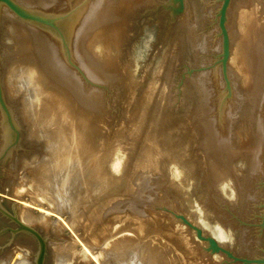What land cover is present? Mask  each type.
Listing matches in <instances>:
<instances>
[{
    "label": "rangeland",
    "instance_id": "374dc122",
    "mask_svg": "<svg viewBox=\"0 0 264 264\" xmlns=\"http://www.w3.org/2000/svg\"><path fill=\"white\" fill-rule=\"evenodd\" d=\"M15 1L47 18H65L66 25L59 32L20 19L6 7L0 10L2 84L20 134L17 142L0 107V249L13 247L34 264L39 243L22 223L46 240V264H57L58 257H65L58 251L72 247L77 233L106 246L109 231L125 229L139 237L141 264H233L208 252L206 243L178 219L183 215L237 256L264 254V81L260 67L254 68L256 73L249 70V54L256 57V53L247 45L240 49V36L247 29L242 28L247 22L240 18L245 17L243 10L253 8L264 27V0H232L227 25L230 96L219 64L221 0H185L183 13L174 21L165 11L170 0ZM74 16L80 18L77 25L85 22L71 36ZM263 35L253 46L263 48ZM239 53L248 54V69ZM15 64H29L34 73L19 74L21 84L13 90L9 72ZM31 100L42 102L45 108L41 105L40 110L46 116L51 115L48 112L58 116L60 129L81 138L72 151L77 157L69 154L81 165L75 166L78 179L82 178L77 187L85 185L73 195L74 212H64L65 222L74 224L72 237L65 233L66 226L26 217L27 201L39 194L32 180L35 163L45 161L52 168L54 163L49 162L56 159L46 136L38 135L39 127L34 130L22 112ZM16 190L21 200L15 199ZM74 238L81 241L80 236ZM101 245L93 248L97 251ZM22 247L24 251L16 250ZM79 256V264L95 260ZM71 263L77 262L72 258Z\"/></svg>",
    "mask_w": 264,
    "mask_h": 264
},
{
    "label": "bare ground",
    "instance_id": "6f19581e",
    "mask_svg": "<svg viewBox=\"0 0 264 264\" xmlns=\"http://www.w3.org/2000/svg\"><path fill=\"white\" fill-rule=\"evenodd\" d=\"M58 1V0H57ZM65 1V0H64ZM69 1V0H68ZM54 2V1H53ZM61 2V0H60ZM59 2V3H60ZM70 2V1H69ZM254 2V1H253ZM52 3V2H51ZM241 4V2H239ZM249 2H247L245 5H247ZM252 3V2H251ZM255 3V2H254ZM264 2H262L261 4H263ZM48 4V2H47ZM58 4V3H57ZM244 4V3H242ZM241 4V6H242ZM250 4V3H249ZM59 5V4H58ZM264 5V4H263ZM61 6V5H60ZM249 5H247V9L249 8L248 7ZM251 6V4H250ZM47 7V5H46ZM58 7V6H57ZM92 7V6H91ZM239 7V5H238ZM245 6L243 7H240V8H244ZM254 7V6H253ZM264 7V6H263ZM49 8V7H47ZM52 8V7H51ZM93 8V7H92ZM239 8V9H240ZM246 8V7H245ZM244 8V9H245ZM259 8V7H258ZM44 9V8H43ZM250 9V8H249ZM253 9V8H251ZM248 10L246 12H244L243 10V13H246L245 14V17L244 15L242 14L240 17L241 19H245L246 18V23L244 25V27L242 28H247L244 30V34L245 36L241 34L240 37H242L241 41H240V44L241 46H243V48H240L242 49L241 51L245 50L244 48H246V45L249 49V51L251 53H256L255 56L256 57H253L252 55L249 54V67H250V73H252V69L254 71V73H256V67H260V73L263 74V78L261 79L262 83L264 81V51L260 50L262 48V46H259L261 45L260 42H259V47H255L258 43V41H256L257 43H255V40L256 38L257 39H262V35L264 34V27L260 24L261 20L258 21L257 20V16L254 15L255 12L254 10ZM241 10V9H240ZM239 10V11H240ZM91 11L92 13V10L90 9L89 12ZM238 9H237V12H239ZM88 12V13H89ZM2 13V12H1ZM241 12H239V14H241ZM264 13V12H263ZM10 13L8 12V15ZM77 14V13H76ZM7 15V14H6ZM5 15V16H6ZM7 15V16H8ZM254 15V16H253ZM264 15V14H263ZM89 16V15H86V17ZM238 16V15H237ZM260 16V15H259ZM10 17V16H8ZM75 18L71 21V23L69 24L70 27H69V31L68 32H71V36L74 34L76 36L77 34V31L78 29L81 27L82 25V21L83 23L85 22L84 20L80 21L79 25L78 22H79V17L77 16H74ZM239 17V16H238ZM237 17V18H238ZM244 17V18H243ZM264 17V16H263ZM11 18V17H10ZM85 18V17H83ZM239 18V20L237 21H241ZM261 18V17H260ZM4 19V18H3ZM89 19V18H88ZM12 20V19H11ZM85 20H87L85 18ZM13 21V20H12ZM87 21H90L87 20ZM244 21V20H242ZM264 21V20H262ZM70 22V21H69ZM88 23V22H87ZM239 23V22H238ZM242 23V22H241ZM240 23V24H241ZM243 24V23H242ZM66 25V24H65ZM84 25V24H83ZM82 25V27H83ZM239 25V24H238ZM264 25V24H263ZM241 26V25H239ZM12 27V26H11ZM67 27V26H66ZM81 27V29H83ZM238 27V26H237ZM5 28V27H4ZM9 28V27H8ZM241 28V27H240ZM80 29V30H81ZM17 30V29H15ZM243 30V29H242ZM261 30V31H260ZM74 31V32H73ZM241 31V30H240ZM22 32H24L22 30ZM107 32V31H106ZM242 32V31H241ZM260 32V33H259ZM263 34H262V33ZM79 33V31H78ZM82 33V31H81ZM240 34V33H238ZM5 35V34H3ZM69 35V34H68ZM13 36V35H12ZM42 36V35H41ZM104 36V35H103ZM239 36V35H238ZM264 36V35H263ZM37 37V36H36ZM78 37V36H77ZM237 37V35H236ZM245 37V39H244ZM45 38H48V37H45ZM44 38V40H45ZM43 39V38H42ZM49 39V38H48ZM77 39V38H76ZM240 39V38H238ZM264 39V38H263ZM237 40V39H236ZM250 40V41H249ZM48 41V40H47ZM239 41V40H238ZM264 40H262L261 42H263ZM246 42V43H245ZM255 43L256 45L253 46V43ZM236 43V42H235ZM238 43V42H237ZM236 43V44H237ZM41 44V43H40ZM52 44V43H51ZM249 44V45H248ZM77 45V44H76ZM236 46V45H234ZM44 47V46H43ZM56 47V46H55ZM21 49V48H20ZM24 49V48H23ZM56 49V48H54ZM237 49V48H235ZM234 49V50H235ZM264 49V44H263V48ZM247 50V49H246ZM260 51V52H259ZM54 52V51H53ZM263 53L260 57V59L258 60V55L259 53ZM49 53V52H48ZM238 53V52H237ZM245 53V52H244ZM242 55V53H239V55H242V58L241 60L244 62V65L246 64V62L248 61V54H244ZM253 53V54H254ZM53 55V53H51ZM233 54V53H232ZM51 55V56H52ZM235 55V54H234ZM233 55V56H234ZM238 55V56H239ZM45 58V56H44ZM53 58V57H51ZM50 58V59H51ZM13 59V58H12ZM49 59V60H50ZM55 59H53L54 61ZM19 62V61H18ZM52 62V60H51ZM56 62V61H54ZM53 62V63H54ZM15 63V62H14ZM20 63H24V62H20ZM234 63H236L237 65V57L234 56ZM17 65H19L18 63H16ZM16 64L13 66L12 70L9 72L10 74V83H11V87L13 88V90L15 88L18 87V85H20V78L17 77V76H27V77H31L32 76V73H34L32 69H30V66L29 64H24V66L22 65L21 67L17 66L16 67ZM32 64V63H31ZM49 64V63H48ZM233 65V63H232ZM248 66V64H246ZM245 65V66H246ZM234 66V65H233ZM233 66L232 69H233ZM241 66H243L240 62V58H239V68L241 70ZM244 66V67H245ZM246 66V67H247ZM16 67V68H14ZM58 67V66H57ZM18 69V70H17ZM46 69V68H45ZM236 69V68H235ZM248 69V67L246 68ZM14 70V71H13ZM32 70V71H31ZM51 70V69H50ZM259 70V69H258ZM47 71V70H46ZM44 70V72H46ZM244 71H245V68H244ZM5 72V71H4ZM49 72V71H48ZM6 73V72H5ZM52 73V72H50ZM240 73V72H239ZM20 74V75H19ZM54 74V73H52ZM51 74V75H52ZM242 74V72L240 73ZM246 74V73H245ZM261 74H259L258 76H260ZM50 75V74H49ZM243 75V74H242ZM241 75V76H242ZM247 75V74H246ZM250 75V74H249ZM244 76V75H243ZM253 78H254V75H251ZM8 77V76H7ZM6 77V79H7ZM59 77V75H58ZM240 77V76H239ZM257 77V76H256ZM262 77V75H261ZM34 78V77H33ZM57 78V77H56ZM247 78V77H246ZM240 79V78H239ZM244 79V78H243ZM251 79V78H249ZM67 80V79H66ZM38 81V79H37ZM57 81V80H56ZM255 81V80H254ZM259 81V79H258ZM36 82V81H35ZM39 82V81H38ZM58 82V81H57ZM253 82V81H251ZM256 82V81H255ZM260 82V83H261ZM43 83V82H42ZM68 83V82H67ZM70 83V82H69ZM261 83V84H262ZM16 84H17V87H16ZM35 84V83H34ZM37 84V83H36ZM243 84V83H242ZM260 84V85H261ZM44 85V84H43ZM245 85V84H244ZM253 85V83H252ZM257 85V84H256ZM264 85V83H263ZM22 86V85H21ZM25 86V85H24ZM23 86V87H24ZM254 86V85H253ZM248 87V86H247ZM250 87V86H249ZM260 87V86H259ZM246 88V87H245ZM262 88V87H261ZM48 89V88H47ZM264 89V88H263ZM43 90V89H42ZM247 90V89H246ZM252 90V89H251ZM16 91V90H15ZM251 92H254V91H251ZM17 93H19L17 91ZM21 93V92H20ZM246 93V92H245ZM250 93V92H249ZM51 94V93H50ZM61 94V93H60ZM252 94V93H251ZM33 95V94H32ZM56 95V93L54 94ZM22 97V96H21ZM58 98V97H57ZM250 98V97H249ZM237 99V98H236ZM58 101L60 102V100L58 99ZM254 101V100H253ZM252 102V101H251ZM21 103V102H20ZM79 104V103H78ZM238 104V103H236ZM42 102H40L39 100H31L30 102L27 101V103L24 104V108L22 109V112L26 118V121L29 122L32 126V128L35 130L36 127H39V128H42V129H39L37 130V134L40 135V136H46L45 138V142L46 144H48V147H49V151L52 152V155L55 159V161H50L49 164L51 165L52 163H54V167L52 166L51 170H49L50 168L49 167H46L45 166V161L43 162H36L35 163V166L34 168L36 167V169H33L35 170L34 171V178L32 179L35 184V186L37 188H39L37 190V192L39 193L37 197L35 196H30V199L29 201H27L28 203H30L31 205H34L36 206L34 209L30 206V204H28V208H26L25 210L27 214V219L28 220H32V221H36V222H44V223H53V224H56L58 226H66L67 227V230L65 229V233L68 232L69 235H74L75 233V230L73 229L72 225L74 226V224H70L71 222H65L68 218L65 216L64 212L65 210H70L74 212V209H75V205H76V202H75V198L73 199V195L75 194V192H79L81 189H82V186L84 187L85 185L82 183L81 184V187H77L78 186V183L81 182V177H79L78 179V174L76 173L77 169L75 170V166L76 165H80L75 163V161H72V158L70 157L69 154H72V151H73V147H75L76 145L75 144H78L76 143L77 142V139H79L81 141V138L78 136H75V135H72V134H69V131L65 132V130H62L60 129L58 126H57V122H60L59 119H58V116L56 117L55 114L52 112H48V113H51V115L49 116H46L44 113L45 112H42L40 109H42V107H44L42 105ZM45 108V107H44ZM88 108V107H87ZM45 110V109H44ZM47 110V109H46ZM68 110V109H66ZM75 110V109H73ZM48 111V110H47ZM92 111V110H91ZM47 113V112H46ZM77 115V114H76ZM37 117V118H36ZM69 118V117H68ZM71 118V117H70ZM58 119V121H57ZM66 119V118H65ZM72 120V119H71ZM70 121V119H69ZM75 122V121H74ZM71 123V122H70ZM48 126H53V128L55 127V131L54 132H50L48 131ZM65 127V126H64ZM52 128V127H51ZM50 129V128H49ZM74 129H77V128H74ZM79 129V128H78ZM33 130V131H34ZM88 131V130H87ZM65 133V137L63 138L64 134ZM68 133V134H66ZM73 133V132H72ZM75 133V132H74ZM76 134V133H75ZM79 134V133H78ZM81 134L82 131H81ZM87 134V133H86ZM85 135V134H83ZM43 139V138H42ZM41 139V140H42ZM37 140V139H36ZM68 140H70V144L68 143ZM37 142V141H36ZM84 142V141H83ZM227 145V144H226ZM76 148V147H75ZM221 149V148H220ZM223 150V149H222ZM221 150V151H222ZM225 150V149H224ZM227 151V150H225ZM224 151V152H225ZM228 152V151H227ZM72 155H75V154H72ZM71 155V156H72ZM78 155V154H77ZM77 155H75L77 157ZM80 155V154H79ZM101 155V154H100ZM82 156V155H81ZM38 157V156H37ZM51 157V155H50ZM85 158V157H84ZM52 159V157H51ZM75 160V158H74ZM84 161V160H83ZM88 161V159H87ZM86 161V162H87ZM56 162V163H55ZM91 162V160H90ZM101 162V161H100ZM34 163V162H33ZM44 163V164H43ZM43 164V165H42ZM86 164V163H85ZM102 164V163H101ZM77 166V167H78ZM81 166V165H80ZM85 167V165H83ZM59 167L58 170H56V168ZM76 167V168H77ZM79 168V167H78ZM56 170V171H55ZM84 170H88L87 168L84 169ZM81 171V167L79 169V172ZM93 172V170H91ZM56 172V173H55ZM88 174H89V170L87 171ZM86 172V173H87ZM85 173V174H86ZM83 172L81 174V176H83ZM91 174V173H90ZM93 176L90 175V178H92ZM86 178H84L85 180ZM91 182V181H89ZM89 184V183H88ZM18 187V186H17ZM23 187V186H22ZM53 188V189H52ZM24 189V188H23ZM26 189V188H25ZM24 189V190H25ZM86 189V188H85ZM18 190V189H17ZM16 190V191H17ZM15 191V190H14ZM21 193V191H20ZM229 193V192H228ZM78 195V194H77ZM89 195V194H88ZM14 196V195H12ZM111 196V194L109 195V197ZM15 199L17 198H20V200L22 199V197L20 196L19 194V191H17V193L15 194ZM13 197V198H14ZM26 196H24L25 198ZM29 197V196H28ZM108 197V198H109ZM90 198V197H89ZM87 200V199H86ZM23 201V200H22ZM86 202V201H85ZM53 204V205H52ZM25 205V203L23 204ZM26 206V205H25ZM104 206V205H103ZM22 207V206H20ZM25 208V207H24ZM77 211V210H76ZM24 213V214H26ZM51 214V215H50ZM52 214H56V216H52ZM69 214V213H68ZM101 216V215H100ZM60 217H64L63 218H60ZM74 217V216H73ZM88 217V216H87ZM95 217V216H94ZM77 218V217H76ZM75 218V219H76ZM84 218V217H82ZM100 218V217H99ZM61 219V220H59ZM93 219V218H92ZM98 219V218H97ZM73 220V219H72ZM88 220V219H87ZM89 221V220H88ZM29 222V221H28ZM76 222V220H75ZM94 222V221H93ZM96 222V220H95ZM91 223V222H89ZM78 225V223H76ZM80 224V223H79ZM82 224V223H81ZM49 225V224H48ZM92 225V224H91ZM207 225V224H206ZM79 226V225H78ZM65 228V227H64ZM70 230H69V229ZM76 229V228H75ZM125 230V229H124ZM120 230V229H115V230H111L109 232H111V234L108 232V238L104 241V238L101 239L104 241V245L106 246H103L100 244H96L94 242L91 243V242H88L89 239H87L85 237V235H79L77 232V235L78 237L80 236L81 237V241L78 242L77 239H75L74 237L78 238L77 235H75L74 237H72V239L74 240V245H72V247H65L63 246L62 247V251H64L63 253L67 254V255H64L61 250L58 251V254L60 256H65L64 258L62 257H58L57 258V264H72L71 263V259L74 258L75 261L79 264L80 261V256L79 255H83L84 257L86 258H89V260H91L90 258H95V260H91L90 262H86L87 264L91 263V264H141V255H142V251H143V246L139 243V237L137 235V233L135 231H132L130 230L127 234H126V230ZM74 231V232H73ZM78 231V230H77ZM87 231V230H86ZM90 231V230H89ZM93 231V230H92ZM106 231V230H105ZM207 231V230H206ZM79 232V231H78ZM131 232V234H130ZM219 232V231H218ZM73 233V234H72ZM86 234V233H85ZM66 235V234H65ZM68 235V234H67ZM66 235V236H67ZM89 235V234H88ZM87 235V237H88ZM106 235V234H105ZM218 238H219V233L217 234ZM216 236V237H217ZM69 237V236H68ZM222 239V238H221ZM63 240V239H62ZM77 240V241H76ZM218 240V239H217ZM87 241V242H86ZM99 243V242H98ZM23 244V243H22ZM71 244V243H70ZM61 245V244H60ZM96 245H101L100 248L97 249H94L93 247L96 246ZM29 246V245H28ZM16 247V246H15ZM23 248V247H22ZM139 248H141V250H139ZM25 249V248H23ZM61 249V248H60ZM17 251H20V249H17ZM13 253H15L14 255H17L16 258H14V255ZM89 254V255H87ZM170 254V253H169ZM191 254V253H190ZM182 255V254H181ZM185 256V255H184ZM180 257V256H179ZM14 258V260H13ZM172 258V257H171ZM182 258V257H181ZM32 259V258H31ZM126 259V260H125ZM128 259V260H127ZM185 259V258H183ZM181 260V259H180ZM190 260V259H189ZM192 260V258H191ZM184 261V260H183ZM174 262V261H173ZM76 263V264H77ZM180 263V262H179ZM0 264H30L28 262V256L26 255H23L22 256V253L21 252H14V248L11 247L10 250L8 249H5V250H1L0 249ZM82 264V263H81Z\"/></svg>",
    "mask_w": 264,
    "mask_h": 264
},
{
    "label": "water",
    "instance_id": "95a60500",
    "mask_svg": "<svg viewBox=\"0 0 264 264\" xmlns=\"http://www.w3.org/2000/svg\"><path fill=\"white\" fill-rule=\"evenodd\" d=\"M231 4H232V0H221V6L218 12V20H217L220 29V36L222 38V53L219 56L220 59L219 64L222 66L223 75L227 83V90L229 91V96L232 95L231 82L228 77L229 76L228 63L231 57V44H230V36L227 25H228V14ZM2 7H6L8 10H10L20 19L42 23L51 28L57 29L59 32L61 29H65L64 28V24L66 23L65 18L50 19L45 16L36 14L34 12H30L27 9L20 6L15 0H0V10ZM184 9H185V0H170L169 4L165 8V11L170 12L171 20L174 21L179 15L183 13ZM160 12H161L160 10L159 11L157 10L156 14L158 15ZM5 97L6 96L4 92V86L2 84L1 63H0V107L4 112V115L6 116L8 123L15 132L16 140L18 142L20 138V134L16 128V125L12 117V112L6 103ZM177 217L182 223L187 225L193 232H195L198 240L206 243L207 245L206 250L210 252L212 255L223 256L224 258L227 259V261L229 260L233 264H264V255L254 258L237 256L230 248L224 246L216 238L205 234L200 227L191 223L185 216L177 215ZM21 225H23V228L29 233L33 234L38 240L39 251L34 260V264H46V253H47L46 240L41 237V235L35 230V228L22 223ZM262 227H264V215L262 217Z\"/></svg>",
    "mask_w": 264,
    "mask_h": 264
},
{
    "label": "flooded vegetation",
    "instance_id": "af4514ba",
    "mask_svg": "<svg viewBox=\"0 0 264 264\" xmlns=\"http://www.w3.org/2000/svg\"><path fill=\"white\" fill-rule=\"evenodd\" d=\"M7 249V248H6ZM17 249H20V250H23L24 251V249H22V248H16V250ZM15 252V251H14ZM15 253H13V255H14ZM264 254H258L257 256H250L249 258H254V257H260V256H263Z\"/></svg>",
    "mask_w": 264,
    "mask_h": 264
}]
</instances>
